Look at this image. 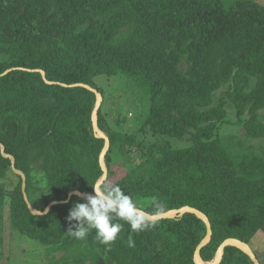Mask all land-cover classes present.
<instances>
[{"label":"trees","instance_id":"obj_1","mask_svg":"<svg viewBox=\"0 0 264 264\" xmlns=\"http://www.w3.org/2000/svg\"><path fill=\"white\" fill-rule=\"evenodd\" d=\"M20 68L42 69L53 82ZM98 75L140 82L149 106L139 132L152 141L109 127ZM76 82L103 97L97 125L110 142L103 182L119 185L149 213L183 205L204 212L212 226L211 240L200 250L204 261L213 259L225 238L249 243L256 233L264 235V154L219 132L223 125H239L247 138L264 139V5L0 0V142L25 174L33 207L32 172L39 163L45 189L40 210L71 191L93 193L91 184L103 174L99 154L105 140L95 135L91 121L96 95L61 84ZM218 90L222 95L214 104ZM10 168L0 153V260L8 199L11 227L44 248L46 264H195L194 249L206 229L194 214L146 220L151 227L142 232L118 221L123 229L110 247L98 242L95 230L78 240L67 233L66 217L86 196L73 194L46 214H32L21 180L8 176ZM144 198L153 199L145 208L139 205ZM250 263L247 254L227 246L219 264Z\"/></svg>","mask_w":264,"mask_h":264},{"label":"rangeland","instance_id":"obj_2","mask_svg":"<svg viewBox=\"0 0 264 264\" xmlns=\"http://www.w3.org/2000/svg\"><path fill=\"white\" fill-rule=\"evenodd\" d=\"M232 1L233 0H225L226 3ZM255 1L264 5V0ZM95 83L105 92L102 113L109 127L116 131L130 132L136 135L138 139L144 138L145 142L152 141V137H149L146 141L143 132H139L140 124L149 106V100L140 82L128 79L124 76L98 75L95 77ZM221 95L222 90H218L215 93L214 104L218 103ZM226 108L229 118L234 119L235 115L232 105L229 102ZM261 114L262 120L264 121V110L261 111ZM219 132L223 136L231 137L235 142L241 139L245 144L253 145L258 152L264 154V139L247 138L245 136V131L239 125H223ZM175 144L181 143L175 142ZM112 156L114 160H119L121 158L117 151H113ZM33 167L32 185L33 188H36L34 199L37 203L35 208L40 210V207L43 206L42 200L45 198V189L43 187L44 180L39 168V163H35ZM10 169L11 170L8 171L9 178L15 183L20 179L22 183L21 176L15 173L12 168ZM152 201L153 199L144 198L139 201V205L145 208L149 206ZM8 212L9 205L7 199L3 207L4 256L1 257L0 264H46L44 259V248L35 241L20 236L11 227L8 220ZM248 244L260 263L264 264V235L256 233ZM231 246L246 254L241 248L235 245Z\"/></svg>","mask_w":264,"mask_h":264},{"label":"clouds","instance_id":"obj_3","mask_svg":"<svg viewBox=\"0 0 264 264\" xmlns=\"http://www.w3.org/2000/svg\"><path fill=\"white\" fill-rule=\"evenodd\" d=\"M91 185L93 194L87 195L84 202H74L66 217L69 222L67 233L70 236L83 240L89 231L95 230L98 242L110 247L123 229V224L118 221L129 224L132 232H142L151 227L145 219L144 211L119 185L106 181H97ZM128 243L130 247L135 246L131 237Z\"/></svg>","mask_w":264,"mask_h":264},{"label":"water","instance_id":"obj_4","mask_svg":"<svg viewBox=\"0 0 264 264\" xmlns=\"http://www.w3.org/2000/svg\"><path fill=\"white\" fill-rule=\"evenodd\" d=\"M20 69H27V68H20ZM9 70L10 69L6 70L4 73H7ZM27 70L39 71L41 73L43 79L46 82H48V83L53 82V81H49L45 78V72L42 69H27ZM61 84L64 86H67V87L82 86V87L87 88L88 90L94 92V94L96 95V102H95V105H94L92 113H91V121H92V128H93L95 135L100 137V138H103L105 140L104 147L99 154V165L103 171V174L98 181L103 182L107 176V168H106V165L104 162V156H105V154L109 148L110 142H109L108 136L106 134H104L99 129V127L97 125V112H98V109H99L100 104L102 102V98H103L102 94L96 88L92 87L91 85H89L87 83H83V82H76V83H71V84L61 83ZM0 153L3 157L9 158L12 170L21 176V179H22L21 190H22L23 198L27 204L29 211L32 214H34V213H36L35 215L46 214L50 210L52 205H55L58 203L68 202L73 194H77L81 197L87 196L89 194H93V193H85V192H80V191H71V192H69L66 199L52 200L48 203V205L44 208V210H38L32 206V204L30 203V201L28 199V196H27V193L25 190V187H26V176H25V174L21 170H19L15 167L14 156L5 151V147H4L3 143H1V142H0ZM142 210L144 211L145 219L148 221H157L160 219H167V218L173 219V218L180 217L181 215H183L185 213L194 214L197 218H199L200 220L203 221V223L205 224L206 232H205V235L202 238V240L196 245V247L194 249L193 261L195 264H219L221 262V260L223 259L225 248L227 246H231V245H235V246L241 248L248 255V257L253 262V264H261L260 261L258 260L257 256L255 255V253L253 252V250L249 246V244L246 243L245 241L240 240V239L235 238V237L225 238L219 244L217 251H216L212 260H210V261L202 260L200 257V250L202 247H204L206 244H208V242L211 240L212 226H211V222H210V219L208 218V216L196 207H193L190 205H183V206L178 207V208L165 209V210H162V211L157 212V213H149L144 209H142Z\"/></svg>","mask_w":264,"mask_h":264}]
</instances>
